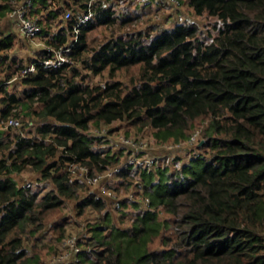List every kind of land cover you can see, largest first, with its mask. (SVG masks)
I'll return each mask as SVG.
<instances>
[{
  "label": "trees",
  "instance_id": "obj_1",
  "mask_svg": "<svg viewBox=\"0 0 264 264\" xmlns=\"http://www.w3.org/2000/svg\"><path fill=\"white\" fill-rule=\"evenodd\" d=\"M19 1L0 0V22ZM87 1L33 0L28 16L40 25L36 38L51 48L68 45ZM107 2L94 1L93 17L80 25L67 53L85 73L68 63L46 67L36 62L33 72L22 75L31 62L52 55L50 49L41 48L25 64L1 57L18 75L0 88V122L17 121L8 125L14 134L0 127V264H30L33 257L27 256L23 237L35 235L47 211L85 188L81 177L70 173L69 162L80 161L95 175L138 152L147 153L143 161L158 164L134 169L129 163L113 179L137 177L149 205L132 203L129 195L119 203L113 200L115 212L129 201L137 209L131 227H121L109 217L112 198L84 195L76 202L78 212L106 209L105 218L91 227L80 251L54 264H264V0H188L195 15L214 20L215 34L180 22L155 33H113L88 51L87 33L95 26L131 21ZM66 9L74 11L67 20ZM11 46L12 37L0 40V51ZM132 66L138 67V81L129 91L121 81H87L92 74L108 70L114 77ZM18 81L20 94L9 89ZM198 119L207 120L199 132L203 143L195 146L199 152L173 162L172 168L160 166L163 155L149 153L148 144L142 149L126 144V149L117 141L121 148L113 151L106 132L89 133L92 125L127 120L137 133L149 130L154 144L173 143L176 152L191 147L190 153L196 143H189L195 132L189 131ZM26 167L50 179L52 188L39 196L34 183L18 181L15 174ZM111 184L108 179L106 186L115 191ZM90 187L101 195L99 187Z\"/></svg>",
  "mask_w": 264,
  "mask_h": 264
},
{
  "label": "rangeland",
  "instance_id": "obj_2",
  "mask_svg": "<svg viewBox=\"0 0 264 264\" xmlns=\"http://www.w3.org/2000/svg\"><path fill=\"white\" fill-rule=\"evenodd\" d=\"M22 1L24 0H20L19 2ZM166 1L150 0L148 3L144 4L145 2H143L142 0H108L107 3L109 5H113L116 14L123 16L124 10L126 13H128L129 16H131V21H129L125 25H121V27H119V25L98 24L87 33L86 50L90 51L94 48H97L105 40L110 38L113 33H116V35H124L128 31L134 30H147L155 33V31L159 27L170 29L174 26V24L180 22L196 23L199 26L200 30L204 33H206L207 31H212V33L215 34L213 25L214 20L207 18L205 15H195L188 5V0H176L180 2V6H178L177 8L170 4H166ZM19 2L18 5L20 4ZM59 19L61 18L58 17V20ZM17 28V19L14 17H9V15L5 18V20L0 22V40L4 39L5 37H12L11 48L9 50L0 51V81L2 86L4 84H9L10 82H12L13 78H15V76L17 77L18 71L13 72V70H8V67L6 66L7 62L5 63V60L2 61L1 57L3 58L5 56L9 58V60H22L25 64L30 63L31 61H33L34 58H37L36 56H38L39 47L36 46V44H34L32 41L21 38ZM35 42L41 43L45 42V40H39L38 36ZM84 54L89 56V53L86 51L84 52ZM53 55L54 54L48 57H51ZM70 60L72 62L68 63V65H76L82 72H86L80 66L78 61L73 60L71 58ZM33 62L36 63L38 62V60H35ZM8 71L12 72V74ZM137 72L138 67L132 66L127 69L118 71L114 77H109L108 70H105L104 72H102V74L90 75L87 81L91 84L98 83L100 85L105 84L106 82L111 83L113 81H121L124 90L129 91L138 81L136 77ZM9 74H11L12 76L10 78H6V75ZM1 85L0 88L2 87ZM22 88L23 85L20 83V81H18L17 83L15 82L14 84L12 83V85H10L9 87V89H12L13 91H15V93L18 94H20ZM206 122V119H198L194 124V128H192V130H190L189 132H201L203 127L202 125ZM5 124V121L0 122V127L2 129H6L7 132L9 131L10 134H14L16 130L9 129L10 126H5ZM90 128V134L92 132L94 133L95 131H98L99 129H101V132H106L107 135H109V137L113 139V151H116L117 149L121 148L117 146V141H120L123 146L126 147L125 142L128 141L127 138H130L131 141L133 140L144 145L148 144L149 146H151L150 148H152L149 149V153L156 152L157 155H163V161H161L160 163V166L162 167L168 165L170 168H172L173 162L177 161L178 163H183L186 160L190 159V157H192L191 155H194L195 152H199L198 148H195V146L200 145L197 143L191 145L194 147H192L190 153L187 151L191 147L189 149L185 148L178 152L172 150L171 148H169L170 150L162 148L161 145H156L152 142L149 130L144 129L142 131L140 130L137 133V126L134 127L133 125H131V122L129 123L127 120H117L109 125L101 124L99 127L92 125ZM18 129H20V127ZM102 145L107 146V144ZM172 145L173 143L168 144V146L171 147ZM163 151L167 152L166 156H164L165 153ZM145 153L142 154L138 152L135 153L134 156L130 154L127 156L128 161H131L129 162L130 165H132L134 169L138 167L134 166L135 163H132L135 160L134 158L137 159L139 157L140 159H143L145 157ZM146 157L148 156L146 155ZM150 164H152V162L149 164L145 163L144 167H142L141 169L151 166ZM154 164L156 166L158 162L153 161L152 166H154ZM128 167L129 165H127L125 169H127ZM88 174H91L92 176L94 175L92 174L91 169H88ZM41 177V173L35 171L31 167H26L23 171L15 174V178L18 181L25 179V181L28 180L29 182L34 183V187L32 188V190L39 191V196L43 195L47 190L52 188V182L50 181V179H41ZM81 179L85 183V188L84 186H82L83 189L79 190L77 198L65 199L61 207L47 211L44 216L42 228L35 235H25L23 237V246L27 248V256L30 258L33 257L32 262H30V264H41L46 262L48 259L51 260L54 257L56 258L57 255L59 256L66 252H71V245L75 242L77 250L79 249L78 251H80V249L82 248L79 244H84V242L91 236V227H93L95 223L104 220L105 213L107 211L106 209L102 211H97L91 207H86V209L82 210V212H78V209L76 208V202L81 200L84 195L88 194V196L90 197L94 194L96 197L105 196L98 190L101 194L99 196V193L89 186V182H87L86 177H83ZM137 179L138 178L134 176L133 178H131L130 175L125 178L122 182H119V180H114L112 177L111 179H109V182L110 184L112 183L113 187L116 189H114V192L112 191V187L110 188L106 186L107 190L110 191H108V194L106 193V196L112 198L108 199L110 202V204L108 205V209L110 211L109 217L112 218L114 223L118 226L131 227L132 221L130 217L133 216L134 213H136L137 209L134 208V206H132L129 201L128 204H126L125 206H118V209H121V213L123 211H127L126 213H128L122 215L120 211L115 212L114 204L111 203L113 202V200H116V203H119V201L121 202L123 199H125V197H127L126 195H129L132 203H139L141 206H144V208L145 206L147 207L149 205L148 199L143 198V196L140 195L141 189L140 184H138L139 180L137 181ZM135 191L138 192L135 193ZM76 248L74 253L76 252ZM65 259L69 260V257L63 258L62 261Z\"/></svg>",
  "mask_w": 264,
  "mask_h": 264
},
{
  "label": "built area",
  "instance_id": "obj_3",
  "mask_svg": "<svg viewBox=\"0 0 264 264\" xmlns=\"http://www.w3.org/2000/svg\"><path fill=\"white\" fill-rule=\"evenodd\" d=\"M95 0H88L87 1V7L85 11L82 14L78 15V20L77 23L73 26L74 29V35L71 38V42L68 45L60 46L58 48H51V51L53 52V56L51 57H46L41 60H38V63L43 64L46 67H56L63 65L65 63H70L72 62L70 60V57L67 55L68 52L72 50V47L74 44L77 42L78 39V33L80 30V25L85 23L92 15H93V3ZM143 2H149L150 0H142ZM169 1V0H168ZM172 2H176V0H170ZM169 1V3H170ZM20 4L16 5L9 13V17H14L17 19L18 23V31L20 34L24 35L31 41H34L38 33L40 32L41 28L40 25L38 24L36 19L30 18L28 16V8L33 4V0H24L22 2H19ZM73 14L72 9H66L64 10L63 17L67 20L69 19ZM37 44V43H36ZM47 47V46H46ZM36 63L33 62L31 63L27 68H24L22 70V75L27 73V72H32L35 70ZM1 85V81H0ZM17 124V121L14 119H9L7 122L8 125H14ZM189 143H197L200 144L202 141L199 138V132L195 131L188 139ZM127 145L131 146L132 148H139L140 146H134L130 145V141L125 142ZM181 144H179L180 146ZM137 151V150H136ZM133 156V155H132ZM132 163H135L134 166H143L145 163H151L152 159L147 158L144 159H136ZM129 162H131L129 160ZM145 162V163H144ZM88 167L87 166H75L72 168H69V171L72 175H78L79 177L83 178L86 177L87 182H89V186L92 187H99L100 192L103 193L106 196V193L108 194L107 187H106V181L108 179H111L113 177V173L115 172L114 169H110L105 171L104 173H99L95 175L88 174ZM27 186L31 185V182L27 181L26 182ZM110 192V191H109ZM107 197V196H106ZM72 251L71 252H66L64 254L59 255L58 257L54 258L50 264H54V260L56 261H62L63 258H67L71 256L75 251L76 248V242L71 245ZM70 250V249H69ZM79 250V249H78ZM76 248V252L78 251Z\"/></svg>",
  "mask_w": 264,
  "mask_h": 264
},
{
  "label": "bare ground",
  "instance_id": "obj_4",
  "mask_svg": "<svg viewBox=\"0 0 264 264\" xmlns=\"http://www.w3.org/2000/svg\"><path fill=\"white\" fill-rule=\"evenodd\" d=\"M146 3H148V2H145L144 4H146ZM175 4H173L175 7H177V4H178V1H176V2H174ZM93 17V15L88 19V20H90L91 18ZM87 20V21H88ZM86 21V22H87ZM127 140L128 141H130V145H134V146H140V148L142 149L143 147H144V144H142V143H138V142H135V141H131V139L130 138H127ZM171 144V143H170ZM173 145H175V144H173ZM179 145V144H178ZM162 146V148H165V149H169V148H171V146H168V144H163V145H161ZM127 165H129V161H128V157L127 156H125V157H123V159H122V162L120 163V164H118V165H116V166H114L113 167V169L115 170V172L113 173V177L115 178L117 175H118V173L119 172H121L122 170H124L125 169V167L127 166ZM75 166H87L89 169H90V167L88 166V165H86V164H83V163H81L80 161H76V160H73V161H71V162H69V164H68V169L69 168H72V167H75ZM113 191V190H112ZM114 192V191H113Z\"/></svg>",
  "mask_w": 264,
  "mask_h": 264
},
{
  "label": "crops",
  "instance_id": "obj_5",
  "mask_svg": "<svg viewBox=\"0 0 264 264\" xmlns=\"http://www.w3.org/2000/svg\"><path fill=\"white\" fill-rule=\"evenodd\" d=\"M64 13V12H63ZM82 14V13H81ZM18 29V28H17ZM18 33H19V31H18ZM36 46H38L39 47V49L38 50H40L41 48H44V49H50V48H48L49 47V45H47L46 43H44V42H41V43H37L36 44ZM47 46V47H46ZM51 50V49H50Z\"/></svg>",
  "mask_w": 264,
  "mask_h": 264
},
{
  "label": "clouds",
  "instance_id": "obj_6",
  "mask_svg": "<svg viewBox=\"0 0 264 264\" xmlns=\"http://www.w3.org/2000/svg\"><path fill=\"white\" fill-rule=\"evenodd\" d=\"M201 141H202L201 143H203V140H202V139H201ZM201 143H200V144H201Z\"/></svg>",
  "mask_w": 264,
  "mask_h": 264
}]
</instances>
